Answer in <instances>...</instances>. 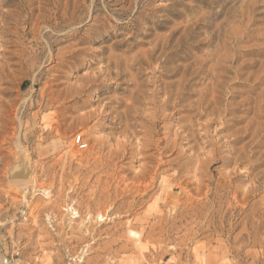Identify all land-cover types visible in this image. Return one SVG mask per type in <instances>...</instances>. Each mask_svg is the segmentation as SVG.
Masks as SVG:
<instances>
[{"label":"rangeland","instance_id":"obj_1","mask_svg":"<svg viewBox=\"0 0 264 264\" xmlns=\"http://www.w3.org/2000/svg\"><path fill=\"white\" fill-rule=\"evenodd\" d=\"M126 1L0 0V264H264V177L243 200L264 171V0H147L125 13ZM252 5L262 14L226 64L223 24L242 34ZM187 18L200 26L166 63L107 72L110 56L141 54L157 34L173 32L170 50ZM227 180L237 187L218 212L205 192Z\"/></svg>","mask_w":264,"mask_h":264},{"label":"bare ground","instance_id":"obj_2","mask_svg":"<svg viewBox=\"0 0 264 264\" xmlns=\"http://www.w3.org/2000/svg\"><path fill=\"white\" fill-rule=\"evenodd\" d=\"M126 0H124L125 2ZM147 0H127L126 1V4H128V8L127 10H125V13H127L128 11H131L132 9V5L135 3L137 6H140V5H144L145 2ZM258 0H256L255 2H257ZM254 6L255 5H252L250 6V8L248 9V14H247V21L245 19H243V21L245 23L244 25V29H242V34L240 33V28L237 29L238 27H234L232 28L231 30H229V33L227 34V28L226 29V23L223 24V38H227L229 40V44L231 45V48H232V54H231V57L230 59H226L224 60V62H227L226 64H231L232 61L235 60V52H236V42L241 39L240 36H243V37H247V35H250L249 34V31H250V28H249V25L251 24H254V22L256 21L257 18H255L256 15L258 14H262V11H258L254 14L253 13V9H254ZM261 6V5H260ZM264 6V4L262 5ZM246 8V7H245ZM239 11V9L237 10ZM243 11V9L241 10ZM264 11V10H263ZM227 13V12H226ZM239 14V13H238ZM234 15V14H233ZM241 15H242V12H241ZM244 15V14H243ZM184 16V15H183ZM234 17V16H233ZM239 17V16H238ZM242 17V16H241ZM244 17V16H243ZM242 17V18H243ZM226 18V17H225ZM224 18V19H225ZM202 18H197V19H192V18H187L185 21L187 22L185 25H184V28L182 30V32L180 33L178 39L176 40V42L170 47L171 49L169 50V44L171 43V40H172V34L173 32H169L167 34H163V35H159L157 34L155 36L154 34V39L149 43V46L144 50V52H142L141 54H135V55H132V56H127V55H112L108 58V63L107 64V72L108 73H112L114 72V76H117V75H121L123 72H126L128 70H131L133 71L132 69H137V70H140L142 68V66L145 64L146 66H149L151 65V63H153V61H159L161 60L162 58L164 59V62L166 61V57L172 53H176L178 50H182V49H186V46L184 45L186 43V40L189 39V37H191V35H193V33L195 32L194 31V26L197 27V26H200V23H198L199 20H201ZM223 19V20H224ZM240 22V20H238ZM242 21V20H241ZM220 23V22H219ZM223 22H221L222 24ZM228 23V22H227ZM234 22H231V24H233ZM218 24V23H217ZM220 24V25H221ZM216 25V24H215ZM159 26V25H158ZM157 26V27H158ZM206 26V25H205ZM228 27V26H227ZM232 27V26H231ZM161 28V27H160ZM177 28V27H176ZM179 29V28H178ZM221 29V30H222ZM239 30V32H238ZM252 30V29H251ZM172 31V29L170 30ZM214 31V30H213ZM216 31V30H215ZM255 31V30H253ZM251 31V37L253 38L254 37V32ZM214 33V32H213ZM196 34V33H195ZM195 36V35H194ZM216 36V34H210L209 33V39L208 41L211 42V40ZM218 38V37H217ZM191 39V38H190ZM264 39V37H263ZM222 40V39H221ZM221 43V42H219ZM218 43V45H219ZM226 41L224 42L223 41V45L226 47ZM263 46H264V40L262 42ZM217 45V46H218ZM221 45V44H220ZM222 45V46H223ZM223 46V47H224ZM219 47V46H218ZM217 47V49H218ZM222 48V47H220ZM215 50V49H214ZM221 50V49H220ZM216 51V50H215ZM219 51V50H218ZM217 51V52H218ZM220 52V51H219ZM218 52V53H219ZM214 54V53H213ZM221 54V53H220ZM175 55V54H174ZM216 55H212V53L210 54H207L206 56H204V59L202 60V64H200V66L198 67L197 70L193 71V72H190L189 74L187 73V69H184L181 73V76H180V79L174 83H172L171 85L172 86H176V89L174 92H171L167 95V98L166 99V102L167 101H171L172 100V104L175 103V101L181 99L184 95H185V92H186V89H187V85L189 84L190 82V79L188 77L190 76H198V74H204L205 70H204V65L211 59L215 58ZM219 56V55H218ZM224 55H220L218 57V59L221 61L222 57ZM210 57V58H209ZM227 57V55H226ZM217 58V56H216ZM225 59V56L223 57ZM157 63V62H156ZM166 63V62H165ZM225 66H221L220 65V68H224ZM226 69H229V66L226 68ZM170 71H174L175 73L178 72V65H173L171 66V68L169 69ZM139 74V72H137ZM171 73V72H169ZM136 76V74H135ZM134 77V76H133ZM137 77V76H136ZM264 77V61L263 63H261L260 65V69H259V74L256 76V78H263ZM256 80V79H255ZM139 84V83H138ZM137 86V85H136ZM165 90V93L167 94L168 91H172L171 89L168 90L167 87L164 88ZM155 93V92H154ZM153 93V94H154ZM166 97V96H165ZM164 104V103H163ZM171 104V105H172ZM125 113V112H124ZM86 119V118H85ZM252 137L250 139V142L249 143H252L254 141V133H252ZM256 134V133H255ZM257 137V136H256ZM255 137V138H256ZM174 143V142H173ZM172 147V146H170ZM173 149V148H172ZM28 161V160H27ZM213 160H211V164H208L207 166V169L210 170L211 166L213 164H217L219 161L218 159H215L213 162ZM29 164V162H28ZM183 167V166H182ZM181 168V167H180ZM26 169V168H25ZM29 170L32 171V172H28V173H33V170H32V166L31 168L29 167ZM207 170V171H208ZM19 171V170H18ZM27 172V170H25ZM180 171V170H179ZM181 172V171H180ZM204 172V171H203ZM26 173H24L25 175ZM32 175V174H31ZM31 175L28 177L26 176L27 179H29L31 177ZM23 176V175H22ZM262 177H264V171L262 172H259L258 174H256L254 177H253V183L251 184L250 187L246 188L245 189V192L243 194V200L245 201V204L248 205L250 199L252 197H254L256 195L255 191L258 190V188L260 187V183H261V179ZM23 178V177H22ZM21 178V179H22ZM13 179V178H12ZM11 179V180H12ZM19 179V178H18ZM27 179H24V180H27ZM252 182V181H251ZM32 185V192H38V193H41L42 197H44L43 200H47L50 198V192L47 190V188L45 187H42L38 184L37 180L35 179L34 180V183L32 182L31 183ZM151 185V184H150ZM235 185V183L231 180H227L225 182V184H221L219 185L217 188H215L214 192L210 193L209 191H206L205 193H207L206 195L209 197V202L207 201V203H210V205L212 204V206H218V212L220 211V205H223L226 201V199L224 200L223 199V194L225 193V195H228L229 193V189L231 188V186L233 187ZM237 185V184H236ZM235 185V186H236ZM148 185H146V187L144 188L146 190ZM172 186V185H171ZM144 187V186H143ZM169 187V186H168ZM237 187V186H236ZM138 190H140L141 192L145 191L143 190V188L141 189L139 186L137 187ZM173 191L172 187H169L168 188V191H166V194L168 196H170L171 192ZM238 191V190H237ZM182 192V191H181ZM222 192V193H220ZM238 192H234V198H235V195H237ZM23 198H26V195L23 194L22 195ZM206 196V197H207ZM205 197V195H204ZM226 197V196H225ZM234 198L230 199L229 197L227 198L228 200H230L232 202L229 203V208L224 212L225 214H228V211H232L230 213V217H235V218H238L242 212V209L237 208L236 206V203L237 201L234 200ZM192 199L187 196V202L188 201H191ZM206 200V199H205ZM204 206V205H203ZM250 207H253L252 205ZM247 208V207H246ZM254 208V207H253ZM250 209V208H249ZM64 210L66 211V215H71L72 217H76V216H81V212L75 207L73 206V204H66L65 205V208ZM238 210V211H237ZM250 210H253V209H250ZM237 211L236 214H234L235 212ZM211 214L213 215H220L219 213L217 212H210ZM67 215V216H68ZM105 213L104 212H98L95 216V221L98 220H102V218L104 217ZM216 215V216H217ZM85 219H87L86 223L88 222V220L90 219V214L89 212L85 211ZM221 216V215H220ZM69 217V216H68ZM222 217V216H221ZM85 223V225H86ZM213 230H223V226L219 225L218 228L215 227H212ZM128 234L131 236V237H138L139 234L135 231H133L132 229H129L128 230ZM135 239V238H134ZM139 239V238H138ZM85 252V251H84ZM84 252H81V253H84ZM86 255V254H85ZM81 258V257H80ZM75 260V259H74Z\"/></svg>","mask_w":264,"mask_h":264},{"label":"built area","instance_id":"obj_3","mask_svg":"<svg viewBox=\"0 0 264 264\" xmlns=\"http://www.w3.org/2000/svg\"><path fill=\"white\" fill-rule=\"evenodd\" d=\"M74 143L79 149H85L87 147V142H85L80 135L74 138Z\"/></svg>","mask_w":264,"mask_h":264}]
</instances>
